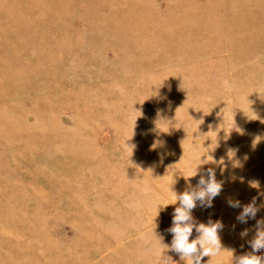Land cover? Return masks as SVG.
<instances>
[{"label": "rangeland", "instance_id": "1", "mask_svg": "<svg viewBox=\"0 0 264 264\" xmlns=\"http://www.w3.org/2000/svg\"><path fill=\"white\" fill-rule=\"evenodd\" d=\"M210 142L264 191V0H0V264H161L169 163Z\"/></svg>", "mask_w": 264, "mask_h": 264}, {"label": "crops", "instance_id": "2", "mask_svg": "<svg viewBox=\"0 0 264 264\" xmlns=\"http://www.w3.org/2000/svg\"><path fill=\"white\" fill-rule=\"evenodd\" d=\"M235 149H231L229 144H214V143H200V144H195L193 148H189L190 154L189 153H184L182 152L178 156H176V159H174V163L172 164L169 163V166L174 167L173 171L176 173L175 175H171L172 179L174 180L173 182H178L179 186H177L174 190V192L179 195L182 192L188 190V185L185 183V179L183 175H192L196 172L197 170V175L194 177L189 178L191 180V186L194 188L197 185V182L200 178L201 175H204L207 177V169L208 168H216L217 171V180H222L224 179L225 182L223 183L222 186V191L218 196H216L213 199L212 207L211 208H202L199 206V202L197 203V207L193 209L192 215L193 219L196 223H205L207 224L209 220L215 222V221H223L221 220V217L224 215H234L237 216L239 212L242 210L241 208H232L228 204L229 199L236 200L238 199L241 202V206L246 205L248 202H250L251 198L257 194L256 188L254 187L253 189H249L248 191L246 189L242 190L241 192L233 191L231 189V186H235L236 183H244L245 181L248 180V187H250V180L249 174L251 171H254L257 169L254 165H250L248 163V160L246 158V151H253L256 150L255 146L251 145L249 148H247V144L245 143H238L236 144ZM259 147L260 144H259ZM229 150L233 151V159L239 160L242 163V167H238L235 169L231 168V162L229 161L228 158V152ZM259 150V148H257ZM188 151V150H184ZM188 151V152H189ZM238 152V153H237ZM198 153L199 156H198ZM188 156V157H187ZM188 159V164L189 166L185 168L183 171L179 170L181 168V163L178 165L179 161L176 160H182L183 158ZM221 158L224 159L225 163L228 165V171L225 172L224 176L221 177L219 169L215 164L212 163H204L206 162L207 159H213V160H220ZM234 175L235 180L233 181L230 179V176ZM166 178V176H164ZM163 179V176L161 178ZM170 181V180H169ZM246 190V191H245ZM176 194L171 195V197H161L163 199V207H160L157 209L159 222H158V231L162 232L160 237V240L158 239L157 242H159V246L161 247V250L158 251L159 253V258H164L162 260L164 263L161 264H171L173 261L177 262L180 261L179 256H173L172 252L169 251L167 248V245H170L171 239H169L168 234H170L167 229L169 226H171L172 223V212L175 207L179 205V201L176 200ZM161 202V201H160ZM171 203V204H169ZM161 213V214H160ZM162 216V217H161ZM233 224L231 225H224L223 230L219 233L220 238H221V243H222V248L219 253L215 254L212 256H205L203 258L202 264H210L211 262H224V263H231L234 264L235 259L243 254L241 251L237 250V248H243L246 245L245 244V237L240 236V232L246 228V224H241L237 219L235 218ZM171 222V223H170ZM252 230V229H250ZM248 229V233L250 231ZM255 231V230H254ZM255 234V232H254ZM197 233L195 232V229L193 231L192 237L190 239L196 238ZM125 236V235H124ZM248 236H250L248 234ZM252 237V236H251ZM228 245L234 246L235 250H230L226 249ZM228 253V255H226ZM170 257V258H168ZM178 264H187V261H180ZM188 264H191L190 260L188 261Z\"/></svg>", "mask_w": 264, "mask_h": 264}, {"label": "clouds", "instance_id": "3", "mask_svg": "<svg viewBox=\"0 0 264 264\" xmlns=\"http://www.w3.org/2000/svg\"><path fill=\"white\" fill-rule=\"evenodd\" d=\"M233 151L229 150L228 158L231 162V168L235 169L242 167V163L239 160L233 159ZM204 163H212L219 169L221 177L228 171V165L224 159L213 160L207 159ZM197 175V170L192 175H183L185 183L188 185V190L177 195L176 200L179 201V205L174 208L172 212V223L167 231L172 235L170 245H167L169 251L176 253L179 256L180 261L190 260L191 264H202L205 256H210L219 253L222 248L221 238L219 233L223 230L224 225L221 221H211L207 224L196 223L193 219V209L199 206L202 208H211L213 199L222 191L224 179L217 180L216 168L207 169V177L201 175L196 187L191 186V180L189 178ZM230 179L235 180V176H230ZM251 187L259 188L255 181L250 182ZM171 204V203H169ZM228 204L232 208H241L242 210L237 215L236 219L241 224H247L248 221L255 220L258 212L264 209V191H257V194L253 196L246 205L241 206V202L236 199H229ZM168 205V204H166ZM166 205H159L163 207ZM197 233L196 238L190 239L193 235V231ZM248 229H244L240 232V236L247 237ZM251 252L241 255L235 259L234 264H264V257L256 255V253L264 250V219L256 220L255 235L248 242ZM170 258V257H168ZM164 259V258H162ZM173 264H178L174 262ZM232 264V261H231Z\"/></svg>", "mask_w": 264, "mask_h": 264}]
</instances>
